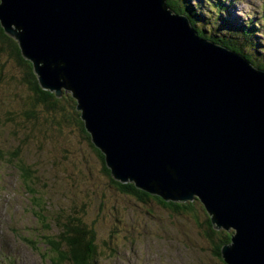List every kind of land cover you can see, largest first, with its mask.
Instances as JSON below:
<instances>
[{"label":"water","instance_id":"1","mask_svg":"<svg viewBox=\"0 0 264 264\" xmlns=\"http://www.w3.org/2000/svg\"><path fill=\"white\" fill-rule=\"evenodd\" d=\"M39 84L77 101L120 183L233 230L226 264H264V71L165 0H0Z\"/></svg>","mask_w":264,"mask_h":264},{"label":"rangeland","instance_id":"2","mask_svg":"<svg viewBox=\"0 0 264 264\" xmlns=\"http://www.w3.org/2000/svg\"><path fill=\"white\" fill-rule=\"evenodd\" d=\"M223 3L227 8L220 13L222 18L238 24L255 21L254 36L263 45L264 21L260 16L264 0ZM27 93V88L16 85L0 90V119L4 112L18 110ZM14 130L10 124H0V264H69L52 261L56 255L44 236L59 230L56 220H65L78 201L83 204L78 203L85 218L93 221L99 232V245L110 240L111 228L119 230L115 254L103 248L96 264L224 263L221 252L220 257L210 252L208 248L215 244L201 236L202 229L192 218L162 206L153 207L149 215L144 211L147 206L140 207L118 191L113 193L99 171L98 157L84 141L78 142L76 130L48 135H28L21 127ZM21 166L31 168L33 179H23ZM49 223L52 225L46 227ZM126 233L133 234V243Z\"/></svg>","mask_w":264,"mask_h":264},{"label":"trees","instance_id":"3","mask_svg":"<svg viewBox=\"0 0 264 264\" xmlns=\"http://www.w3.org/2000/svg\"><path fill=\"white\" fill-rule=\"evenodd\" d=\"M166 4L174 12L184 14L190 21L195 32L201 37L218 45L224 46L243 56L253 67L264 71V42L258 44L254 36L257 30L255 21L246 20L242 23L228 21L220 15L226 11V0H165ZM211 2V5H210ZM210 5V7H209ZM264 21V10L262 14ZM214 25L212 27L211 25ZM260 45V46H259ZM260 50L258 51L257 48ZM256 52V53H255ZM16 85L28 89V96L20 99L18 110L4 112L0 124H10L12 127L27 129V134L56 133L64 130H76L78 142L86 145L96 154L99 162V171L108 179L107 186L114 193H122L129 199L136 201L137 205L144 207L147 214H153V207L162 206L171 213L187 215L202 229L200 234L215 244L208 248L214 255L220 257L221 246L229 243L233 230L217 229L214 227L211 217L198 196L185 201H165L160 195L151 194L137 189L133 183H120L110 175V170L104 163L101 151L92 143L90 134L86 130L81 112L77 109V101L70 92L63 91L58 96L54 91L44 89L39 84L35 74L33 63L26 59L21 52L17 40L6 33L0 24V90L5 86ZM3 103V102H2ZM1 105V104H0ZM14 130V131H15ZM20 175L23 179H33L30 167L21 166ZM33 198L35 193L32 190ZM75 202L74 209L66 215L65 220H56L59 227L56 233L45 234L47 245L56 255L52 261H66L69 264H96V256L104 249V252L115 254L118 238V229L111 228L110 240L99 245V232L94 227V222L88 221L81 206ZM82 204V203H81ZM142 204L143 206H141ZM83 206V204H82ZM82 211V212H80ZM60 215L57 216V219ZM45 225L46 227L51 226ZM51 234V235H50ZM130 243L134 242L133 234L126 233ZM104 246V247H102ZM225 263V262H224ZM223 263V264H224Z\"/></svg>","mask_w":264,"mask_h":264}]
</instances>
